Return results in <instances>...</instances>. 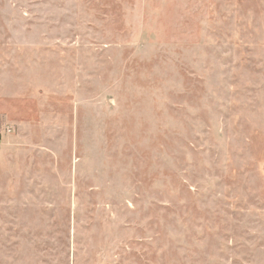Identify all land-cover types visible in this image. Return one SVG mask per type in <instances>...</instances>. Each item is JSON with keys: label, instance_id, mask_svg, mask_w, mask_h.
Here are the masks:
<instances>
[{"label": "rangeland", "instance_id": "374dc122", "mask_svg": "<svg viewBox=\"0 0 264 264\" xmlns=\"http://www.w3.org/2000/svg\"><path fill=\"white\" fill-rule=\"evenodd\" d=\"M0 264H264V0H0Z\"/></svg>", "mask_w": 264, "mask_h": 264}, {"label": "built area", "instance_id": "2783aa9c", "mask_svg": "<svg viewBox=\"0 0 264 264\" xmlns=\"http://www.w3.org/2000/svg\"><path fill=\"white\" fill-rule=\"evenodd\" d=\"M0 141H1V134H0Z\"/></svg>", "mask_w": 264, "mask_h": 264}]
</instances>
